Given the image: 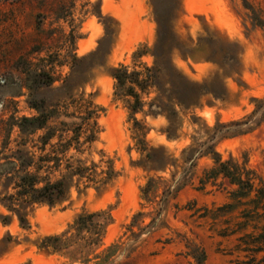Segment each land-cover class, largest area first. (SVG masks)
I'll return each mask as SVG.
<instances>
[{"label": "rangeland", "instance_id": "1", "mask_svg": "<svg viewBox=\"0 0 264 264\" xmlns=\"http://www.w3.org/2000/svg\"><path fill=\"white\" fill-rule=\"evenodd\" d=\"M245 3L264 21V0H0V264H197L201 252L264 264V27ZM122 65H159L163 91L150 87L137 114L116 96ZM173 69L197 85L196 105L167 93ZM40 115L46 128L23 134ZM216 155L252 192L208 178ZM20 157L47 166L30 171L40 186L67 166L85 176L64 202L28 209L26 226L6 207ZM93 213L111 218L98 245L39 248Z\"/></svg>", "mask_w": 264, "mask_h": 264}, {"label": "trees", "instance_id": "2", "mask_svg": "<svg viewBox=\"0 0 264 264\" xmlns=\"http://www.w3.org/2000/svg\"><path fill=\"white\" fill-rule=\"evenodd\" d=\"M245 8L251 11L254 15L253 20L255 24L257 26L264 27V21L256 14L254 7L248 3H245ZM157 47L158 45L156 46V51ZM146 53L147 52L145 51H141L138 54L143 56ZM153 57L157 61L159 58H161V55L158 54V52H154ZM158 66L159 65H156L154 68H146L143 72H130L128 67L122 65L112 71V77L116 83V96H126L132 99L129 108L132 112L131 114H137L142 110L144 106L142 95L146 94V91L150 87L157 88L160 92L163 91L162 88H160L161 84L159 82ZM174 77L177 79L176 81L173 80L175 79ZM170 79L172 80L168 82L170 89L167 91V93L170 92V94L173 96L171 99H173L179 106L196 105L194 104L196 101L194 99H196V96L198 95L197 85L192 84L180 73L175 72L174 69ZM154 104L155 103H152L151 106H154ZM157 107L160 111H162L161 106ZM34 108L38 110L36 106ZM47 120L48 119L44 115H40L37 118L32 119L24 118L22 120L24 126L23 123L20 125L21 132L25 134V131H28L24 128L25 124H29L33 126V130L27 134L32 136L37 131L44 130L46 128ZM136 124L139 125V122H136ZM44 138L46 141L52 140L53 137L52 135H48ZM89 139L90 141L95 140V138ZM16 159L19 162L17 165V168L19 169L18 171L23 173V176H20L18 180V192L6 198V201L9 203L6 204V207L10 212L14 213L18 217L22 226L28 225V209L36 204H48L50 206H54L64 202L71 190V182L73 178L76 176H79L80 178L85 177L81 168L72 170L73 166H67V175L55 182L47 180L45 184L40 186L42 182L39 181L38 175L35 173L32 174L30 171L32 168H35V172H39L40 170L46 169L47 166L35 167L34 157L30 158L29 160H24V158L21 157ZM42 161H44V159ZM214 161L216 167L208 172L209 179L216 178L218 176H223L224 178L230 179L232 184H235L239 187V190L236 192V196L238 197L247 196L248 193L252 192V181L248 180L245 182L241 177L238 167L232 168L230 166V162H222V159L218 155H216ZM55 168H58V165L55 166ZM112 173L113 172H104V175H106L103 182L104 184L109 183V181L112 179ZM101 215V213H93L88 215L82 214L78 216L71 227L76 231V235L74 237L67 238V233L61 236H48L41 241L39 248L48 251L52 250L55 252H60L70 248L73 245H77L80 241H87L89 244L93 243L98 245L104 236L106 226L111 220L110 216H108L107 223H104V220H101ZM83 233H88L90 235L81 236ZM74 239L76 240L74 241ZM196 259L197 264H205L206 258L204 252H201V254L196 257Z\"/></svg>", "mask_w": 264, "mask_h": 264}]
</instances>
